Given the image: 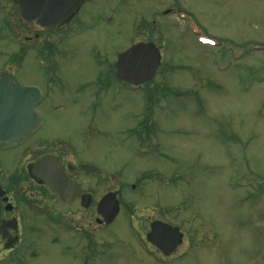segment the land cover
I'll return each mask as SVG.
<instances>
[{
  "label": "rangeland",
  "instance_id": "1",
  "mask_svg": "<svg viewBox=\"0 0 264 264\" xmlns=\"http://www.w3.org/2000/svg\"><path fill=\"white\" fill-rule=\"evenodd\" d=\"M175 2L200 25L198 39L209 36L217 46L200 44L173 18L163 35L141 29L137 36V21L149 20L147 12L158 0L87 4V18L95 20L111 8L117 11L110 16L111 28L95 21L75 39L78 52L64 60L60 71L65 85L93 81L102 72L96 66L137 41H152L162 65L148 84L138 89L120 85L103 97L102 106H87V113L82 100L79 109L67 103L65 110H54L52 95L38 106L42 128L26 146L76 150L72 166L87 161V175H76H83L77 178L93 203L87 209L85 241L80 209L61 213L53 201H45L44 210L63 217L66 227L72 224L73 238L63 236L61 245L70 242L76 250L63 254L51 241L58 232L41 233L39 257L26 259L27 264H264V0ZM9 3L0 0L6 6L0 20L22 36ZM2 34L0 78L37 85L44 93L46 72L35 54L22 66L20 46L14 48ZM28 45L36 50L35 41ZM113 94L117 108L110 102ZM37 139L44 141L42 148ZM16 188L30 191L22 183ZM109 193L117 195L120 214L113 225L98 228L95 205ZM154 221L184 235L170 259H155L145 241ZM96 250L103 254L93 256Z\"/></svg>",
  "mask_w": 264,
  "mask_h": 264
},
{
  "label": "flooded vegetation",
  "instance_id": "2",
  "mask_svg": "<svg viewBox=\"0 0 264 264\" xmlns=\"http://www.w3.org/2000/svg\"><path fill=\"white\" fill-rule=\"evenodd\" d=\"M91 1L92 0H84L78 11L58 26L48 28H42L39 26L37 29H34L28 23L19 18L18 7L13 3V0H9V7H13L16 11V19L20 25L22 36L20 33H17L13 25L6 20H0V29L3 28L2 30L6 34L2 35L5 41L11 46H20L18 58L20 62H22V66L26 64L31 52L35 54V61L46 72L42 78V83L46 90H44L43 93L39 90L37 85H21L14 81L13 78L9 77H2L0 80L7 79L17 88H35L39 92V100L36 105V110L38 106L45 102V100H49L48 97L52 95L51 107H53L54 110H65L67 103H70L74 105V108L79 109V103H81L82 100V102H84L85 113H87V106L93 109L102 106L103 97L105 98L109 91L117 90L120 85L132 89H138L148 84L145 83L138 87H132L117 77V59L124 51L120 53H117L116 51L114 54V61L112 60L113 57L111 60H108L109 58L106 57V59H108L101 65L97 62L99 65L96 66L99 70L98 72H102L99 73V76L93 81L88 83L87 81L80 83V81L73 83V86H67L64 82L65 73L62 74V79L60 78V71H62L64 60L78 52V45L75 43V39L84 36L88 30L92 29V26L95 27V25H92V22L96 21L97 23L104 24V27H107L108 29L111 28L108 26L112 22L110 16L117 10L111 8L110 13L103 12L101 16L99 15V19L96 20L93 18H87V4L91 3ZM115 1H117L119 6L124 4L130 5V3L134 4L135 1L138 2V0ZM5 9L6 6L0 4V16L3 15ZM147 13L149 20L144 18L141 19L140 22L137 21L138 25L135 29V32L138 33L137 36L141 29L142 34L159 33L163 35V31H165L164 29L169 28V18H173L175 21L181 22L184 26V31L192 33L198 41V37L200 36L199 30H201L200 25L193 18L191 13L182 8L177 2H175V0L171 2L168 0H158V4L153 8H150ZM2 30H0V32ZM31 41L37 43L36 50L29 48L28 44H30ZM140 43L153 44L157 48L152 41H137L136 43H132L129 47ZM157 50L160 54L161 61L155 77L162 65V54L158 48ZM92 54L96 59V55L98 54L95 52H92ZM68 87L73 88L69 91L67 89ZM79 96H82V98L78 101ZM117 96V94H113L112 98H110V102H116L114 105L115 108L118 107L117 103H119L116 98ZM38 118V129L34 133L24 137L17 145H4L0 143V153L4 155L3 159L0 157V264H27L26 259H37L40 250L38 236L45 232H58L56 235H52L51 241L52 243L54 241V245L61 246L59 247V251L63 254H66L69 251L73 252L74 249L76 250V247L70 244V242L61 245V239L63 236L67 235L71 239L73 236L71 233L73 227H71L72 224L70 222L66 223V225L70 224L66 227L63 217L61 218L58 215H54L50 210H44V202L47 200L53 201L61 210V213H63L62 210L67 211L76 206L80 209V213L84 215V218H81L84 222L82 227L83 236L85 237V241H87V228L85 227L87 225V208L82 207V197H85L87 192L84 191L83 186L79 181L80 179L77 178L83 176H77L78 173L80 174L83 172L84 176L87 175V161H80L79 168H76V166H72L75 164V157L78 158L76 150H30L26 144L30 140H34L33 137L42 128L43 120L40 115ZM37 141L38 147L42 148L44 141L40 139H37ZM51 143L57 145L59 144V141L55 143L52 140ZM44 157H52L57 160L65 176L79 186V197L70 201L69 205L64 204L55 194L51 193L44 183L34 175L33 165ZM18 183L28 185L30 191L28 193H23V191L20 190L21 188L17 190L16 186ZM90 198L92 205V197L90 196ZM96 206L97 203L95 207ZM96 215L97 218L95 219V224L98 228H106L107 226H110L103 223L97 210ZM118 216L114 219L111 225L115 223ZM28 238L30 239L29 241ZM183 240L184 235H182V243ZM147 245L153 251L155 259L161 257V260H163V258H172L179 248L178 245L173 252L169 255H165L164 251L157 248L154 244L150 243ZM96 251L98 252H95L96 254L93 256L99 257L103 254L102 251ZM81 252V255H84V262L87 263V249L83 248Z\"/></svg>",
  "mask_w": 264,
  "mask_h": 264
},
{
  "label": "water",
  "instance_id": "3",
  "mask_svg": "<svg viewBox=\"0 0 264 264\" xmlns=\"http://www.w3.org/2000/svg\"><path fill=\"white\" fill-rule=\"evenodd\" d=\"M84 0H13L19 18L32 28L58 26L72 17ZM160 65V55L153 44H137L118 56L117 77L131 86L151 81ZM39 92L34 88H17L7 79L0 80V143L16 145L38 127L35 106ZM34 175L64 204L79 197V186L69 180L60 164L52 157H44L33 165ZM91 204L89 195L82 197V206ZM97 213L104 224H110L119 212L116 195L109 193L97 204ZM147 241L169 255L181 243L177 228L161 222L150 225Z\"/></svg>",
  "mask_w": 264,
  "mask_h": 264
}]
</instances>
